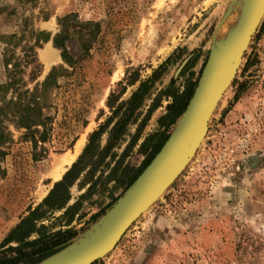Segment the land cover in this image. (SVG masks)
Wrapping results in <instances>:
<instances>
[{
	"label": "rangeland",
	"instance_id": "obj_1",
	"mask_svg": "<svg viewBox=\"0 0 264 264\" xmlns=\"http://www.w3.org/2000/svg\"><path fill=\"white\" fill-rule=\"evenodd\" d=\"M236 5L237 0H37L35 4L0 0V85L8 82V71L16 63V80L29 91L53 67L67 71L57 79L59 88L49 93L51 106L45 114L53 122L48 139L38 143L36 155L23 138L24 129L10 121L3 123L0 264L15 256L7 249L18 243H7L9 235L57 182L51 178L54 166L65 154L73 155L77 142L83 141L63 177L82 154L89 135L156 71L136 124L128 127L124 140L96 169L92 182L80 187L84 172L70 188L68 205L94 185L72 224L65 227L64 210L48 213L37 224L39 234L87 230L81 237L85 238L95 232L93 223H100L133 184L127 186L121 172L125 168L133 173L142 165L147 154L138 151L141 143L159 132H165L168 139L174 130L179 117L167 128L158 123L171 103L170 98L159 97L160 91L172 86L181 93L197 78L216 34L226 29V38L229 22L233 28L238 21L236 8L225 20ZM69 15L65 47L77 60L74 68L62 62L61 50L52 43L63 29L59 19ZM31 32L50 36L34 49L33 62L32 53L27 51L28 59L24 55L25 48L34 43ZM11 36L8 45L2 37ZM47 46L57 56L48 66L41 57ZM9 56L12 60L6 63ZM155 100L158 107L148 115ZM117 119L102 134L100 149ZM133 138L136 143L129 147ZM125 149V158L113 173ZM111 154L116 155L115 161ZM37 237L33 234L28 241ZM95 264H264V14L191 161L116 247Z\"/></svg>",
	"mask_w": 264,
	"mask_h": 264
},
{
	"label": "trees",
	"instance_id": "obj_2",
	"mask_svg": "<svg viewBox=\"0 0 264 264\" xmlns=\"http://www.w3.org/2000/svg\"><path fill=\"white\" fill-rule=\"evenodd\" d=\"M36 1L37 0H23V2L29 4H35ZM71 17L72 15H69L66 18L59 19V24L63 29L60 34H57L52 38V43L55 48L61 50L62 62L68 67L74 68L77 60H74L66 50L65 42L67 39V33L64 31V26L67 25L68 19ZM31 36L33 37L32 40H34L33 45L25 48L26 50L23 51L24 55H26V59L29 58L27 51L32 53L33 62L34 49L40 47V42L49 41L50 36L44 32H31ZM13 38V36L8 38L2 37L4 41L6 39L7 42L5 41V43L8 45L10 43L8 40H12ZM86 42L88 44L90 41ZM10 60H12L11 56L6 60V63L10 62ZM29 62H26V64H29ZM18 67V63L12 65V70L8 71V82H6L5 85H0V145L3 144V139L5 137L3 123L5 121H10L13 122L17 128L26 131L23 134V138L31 143L34 155H36L38 143H44L48 139L51 131V123L53 122V117L45 114V111L51 106L49 103V93L54 89L59 88L57 79L66 76L65 74L67 71L62 66H59L58 68L53 67L44 81L41 84H37L31 91H29V89H24L26 88L24 85L20 86V81L16 80V69ZM156 73L157 72L155 71L152 77L140 83L139 87L131 97L116 107L113 111L112 117L106 121L105 124L100 126L98 130L89 135L88 144L84 148L82 154L78 157L77 161L71 165L61 180L54 183L52 189L42 202L30 211L27 217L23 219L16 229L9 235L7 243H11L12 241L18 243L16 247H9L7 249L9 253H15V256L4 259L1 264L39 263L58 252L66 246L70 240L78 235V232L72 229L39 234V227L37 224L42 222L48 213L61 210H64L62 217L66 219L65 227H69L72 224L75 216L80 211L81 203L86 195L91 193L94 185H91V187H89L88 190L72 205H68L70 201V188L80 179V176H82L84 172H86L85 177L79 183L80 187H82L87 181L92 182L93 174L96 169L104 162V159L109 156L111 150L118 147L124 140L128 127L136 124L138 118L137 111L143 105L146 96L149 95ZM200 74L201 71L197 78L193 82H189L187 87L181 93L173 89L172 86L160 91L159 97L165 96L166 98L171 99V103L166 107V114L158 120L160 127H169L183 113L192 97ZM9 92L10 99L6 100V95ZM157 101L158 100L154 101L148 111V115L157 109L158 104L155 103ZM115 118H118V121H116L111 128L104 148L100 149L99 140L102 134L106 132L109 124ZM146 120L144 119L140 123L137 133H140ZM166 140L167 135L165 132H159L149 135L141 143L138 151L147 154L142 165L133 173L125 168H123L121 172V179L127 182V186L131 185L145 167L149 165ZM135 143L136 138H133L129 147L135 145ZM125 152L126 149L124 150V154L116 160V166L113 173H115V170H117L122 164V161L125 158ZM110 157L112 161H115V154H111ZM118 179H120V176ZM80 217L81 216H79V218ZM95 218L96 215H94L91 220ZM33 234H37L38 237L28 241Z\"/></svg>",
	"mask_w": 264,
	"mask_h": 264
},
{
	"label": "water",
	"instance_id": "obj_3",
	"mask_svg": "<svg viewBox=\"0 0 264 264\" xmlns=\"http://www.w3.org/2000/svg\"><path fill=\"white\" fill-rule=\"evenodd\" d=\"M238 23L224 43L211 48L192 97L160 151L106 212L95 232L76 235L66 246L36 264H94L106 257L125 232L166 192L193 158L223 94L233 81L264 14V0H237ZM219 32V31H218Z\"/></svg>",
	"mask_w": 264,
	"mask_h": 264
},
{
	"label": "bare ground",
	"instance_id": "obj_4",
	"mask_svg": "<svg viewBox=\"0 0 264 264\" xmlns=\"http://www.w3.org/2000/svg\"><path fill=\"white\" fill-rule=\"evenodd\" d=\"M239 12V18L241 16V8H236ZM236 19H238V17H236ZM239 20V19H238ZM227 22V21H226ZM238 23V21L236 22V24ZM235 26V25H234ZM229 30L231 32V28L232 25L229 22ZM226 30V29H225ZM225 30H220V33L217 36V44H221L224 43L228 40V38L230 37V32L229 35H226L227 37L225 38ZM225 31V32H224ZM227 33V32H226ZM41 57L42 60L45 62L46 66H48L51 62L56 60V54L55 52L49 48L48 46L41 52ZM83 141L79 140L75 146V150H74V154L73 155H68L65 154L62 159L54 166L52 172H51V178L54 181H58L59 179H61L62 174L64 172V168L65 166L69 165L77 156V154L79 153L81 147H82ZM144 214V213H143Z\"/></svg>",
	"mask_w": 264,
	"mask_h": 264
}]
</instances>
